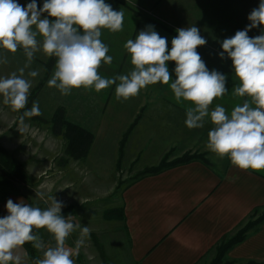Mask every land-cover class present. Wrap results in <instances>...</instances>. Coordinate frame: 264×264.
I'll return each instance as SVG.
<instances>
[{"label": "crops", "instance_id": "0c3cea01", "mask_svg": "<svg viewBox=\"0 0 264 264\" xmlns=\"http://www.w3.org/2000/svg\"><path fill=\"white\" fill-rule=\"evenodd\" d=\"M17 2L26 6L31 0ZM43 2L37 0L38 6L42 7ZM105 3L113 10L124 11V26L122 31L115 33L102 30V42L109 48L108 55L113 57L111 64L102 63L98 69L102 77L125 75L133 69L124 44L128 39H135L147 26H154L160 36L167 38L170 49L176 30L194 25L207 40L206 45L197 48L207 68L226 76L228 92L214 99L210 111L221 105L230 114L237 104L242 105L248 99L233 94L239 81L231 59L226 54L221 59L219 53L223 51L224 39L244 30L250 23L248 15L258 7L260 0H105ZM262 30L264 26L253 28L248 35L258 36ZM34 59L39 62V75L34 83L40 88L43 86L37 91V99L46 93L56 58L41 51ZM167 65L175 79V62H167ZM49 88L60 93L56 88ZM66 98L78 102H104L102 107L93 109L91 115L99 118L98 130L104 134L101 136L104 143L98 142L99 147L114 149V154L120 148L123 133L136 121L125 147L127 157L132 155L127 152H132L137 143L141 146L139 156L149 148V165L153 166L159 164L167 152H172V157L187 151H205L207 155L208 165L192 161L136 181L123 193L124 219L107 216L123 221L130 256L138 264H209L218 242L233 232L255 208L264 207V170L240 169L227 156L220 158L208 150V132L214 127L210 117L205 119L204 127L189 129L185 120L186 108L191 104L187 101L177 103L170 84L149 85L128 100L115 98V85L100 92L83 87L73 89ZM109 101L106 106L105 102ZM121 117L127 118L126 121ZM137 118L140 119L137 121ZM94 143L95 138L88 153L76 159L87 158ZM1 185L0 218L8 214L5 205L9 199L30 205L31 199L26 194L11 193L8 185ZM15 254L21 257V264H35L25 244ZM227 259L240 263L264 262V222L234 246L227 253Z\"/></svg>", "mask_w": 264, "mask_h": 264}, {"label": "clouds", "instance_id": "9594fccd", "mask_svg": "<svg viewBox=\"0 0 264 264\" xmlns=\"http://www.w3.org/2000/svg\"><path fill=\"white\" fill-rule=\"evenodd\" d=\"M248 20L244 30L222 41L223 51L219 53L221 59L225 54L231 59L239 81L233 94L248 98L228 114L221 105L210 111L214 99L228 92L226 76L215 69L209 71L202 60L197 48L206 45L207 40L196 26L178 28L170 49L167 38L160 36L154 26H147L124 44L133 69L125 75L104 78L98 69L102 63L111 64L113 57L102 42V30H123L122 9L113 10L105 0H44L42 7L37 0L26 6L17 0H0V49L15 53L22 48L27 58L19 74L12 72L0 78V95L13 111L26 108L32 81L25 77V69L30 68L35 54L41 51L56 58L47 85L64 96L81 87L100 92L115 85V98L120 101L137 96L149 85L170 84L177 103L191 104L186 108L185 120L189 129L204 127L205 119L210 117L214 127L208 132V150L220 158L227 156L240 169L264 170V30L255 37L248 35L251 29L264 26V0L250 12ZM170 61L175 62V79L167 65ZM7 63L6 56L0 58V64ZM38 75L39 70L27 73L31 78ZM39 114L38 102L34 101L32 108L20 117L21 125L25 117ZM36 195L45 199L42 192ZM48 199L51 205L43 210L23 201H7L8 214L0 218V264H21V257L15 252L26 242L43 251V258L35 264H75L65 242L79 229V248L89 229L74 224L70 215L63 216L61 201ZM41 228L53 235L55 246L45 248L41 237L34 234L33 229Z\"/></svg>", "mask_w": 264, "mask_h": 264}, {"label": "rangeland", "instance_id": "374dc122", "mask_svg": "<svg viewBox=\"0 0 264 264\" xmlns=\"http://www.w3.org/2000/svg\"><path fill=\"white\" fill-rule=\"evenodd\" d=\"M21 50L10 53L0 49V58L6 56L8 59L7 64H0V78L7 77L12 72L19 74L18 70L27 62L23 49ZM37 65L39 62L33 59L30 68L25 69V77L32 81L30 92L34 88H38V91L43 88L34 83L36 78L27 76L28 71L38 69ZM66 97L61 93L57 94L55 90L50 91L47 87L44 95L40 94L33 100L38 102L40 114L25 117L21 125L20 117L23 111H13L9 105L3 103V97L0 95V146L12 152L34 176L31 183L18 182L16 187L5 183L3 185H8L11 193L26 194L31 199L32 206L40 207L42 210L51 205V199L48 198L54 197L64 204L61 212L63 216L67 218L70 215L74 224L87 226L89 232L83 236L82 246L79 248L76 246V242L81 239L79 229L74 231L65 242V247L73 253L75 264H82L83 261L86 264H138L130 256L123 221L107 218L106 215L108 210L124 205L123 193L128 185L145 169L153 167L149 165V148L139 156L141 146L138 143L134 144L136 147L132 152H127L132 155L125 156L127 141L133 135L131 131L138 122L135 121L131 128L123 133L120 144L127 135L123 151L117 149V153L114 154V149L99 147L98 142H101V145L104 143L101 137L104 134L98 130L99 118L91 115L92 110L102 107L104 102L99 100V102H78ZM33 102L27 110L32 108ZM105 103L107 106L110 101ZM59 106L65 108L67 118L92 131L95 143L90 155L83 160L72 158L67 154L66 139L63 135L55 134L51 129V119ZM126 119L121 117L123 122ZM99 137L102 140H99ZM186 153L205 154V151ZM166 156L168 161L180 157H172L174 156L172 152H167L159 164ZM205 158H207L206 154ZM1 180H4V177L0 175ZM41 192L45 194V199H40L36 195ZM259 212L261 213L262 210ZM257 216L251 212L233 232L228 234V237L236 234L248 221H255ZM33 232L41 237L45 248L55 246L53 235L46 229H33ZM38 252L40 259L43 258V251L38 250ZM77 256L83 259L79 261Z\"/></svg>", "mask_w": 264, "mask_h": 264}, {"label": "trees", "instance_id": "16d2710c", "mask_svg": "<svg viewBox=\"0 0 264 264\" xmlns=\"http://www.w3.org/2000/svg\"><path fill=\"white\" fill-rule=\"evenodd\" d=\"M37 91L38 88L29 94L28 103L26 108L22 109L23 112L27 110L29 106H31L34 98L36 97ZM51 129L55 134L63 135V137L66 139L67 146L65 152L70 156L81 158L88 153L91 142L93 141L92 132L84 128L81 124L75 123L67 118L65 108L63 106L58 107L55 114L53 115L51 119ZM126 136L127 135H125L122 143L120 144L119 149H121V152L124 148ZM192 161H201L207 165L209 164V160L205 158V154L201 153H186L172 161H168V156H166L159 165L145 169L128 186L132 185L145 176L158 174L166 169L187 164ZM0 175L4 177V180H1L0 184L5 183L14 187H16L18 182L31 183L34 179V176L28 171L24 163L19 161L17 157L4 146H0ZM31 203L32 202H30V205L32 206ZM259 210H262V212L260 213ZM253 213L258 215L255 221H248L247 224L236 234L230 237L226 235L218 242V244L214 247L215 255L209 264H264V262L257 261L240 263L235 260L227 259V253L234 246L244 241L250 232L256 231L264 222V207L255 208ZM106 215L110 218L120 217L121 219H124V207L122 206L110 209L107 211ZM25 246L28 249L29 255L33 261L40 259L38 250L33 247L31 242H26ZM77 258L79 261H81V257L77 256Z\"/></svg>", "mask_w": 264, "mask_h": 264}]
</instances>
